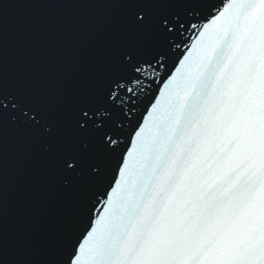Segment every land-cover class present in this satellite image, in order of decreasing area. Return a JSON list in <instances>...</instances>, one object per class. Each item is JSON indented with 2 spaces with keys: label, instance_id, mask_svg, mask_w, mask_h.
<instances>
[{
  "label": "snow or ice",
  "instance_id": "obj_1",
  "mask_svg": "<svg viewBox=\"0 0 264 264\" xmlns=\"http://www.w3.org/2000/svg\"><path fill=\"white\" fill-rule=\"evenodd\" d=\"M0 264H264V0H0Z\"/></svg>",
  "mask_w": 264,
  "mask_h": 264
},
{
  "label": "water",
  "instance_id": "obj_2",
  "mask_svg": "<svg viewBox=\"0 0 264 264\" xmlns=\"http://www.w3.org/2000/svg\"><path fill=\"white\" fill-rule=\"evenodd\" d=\"M23 11H24V10H20V12H14V13H13V16L23 14Z\"/></svg>",
  "mask_w": 264,
  "mask_h": 264
}]
</instances>
